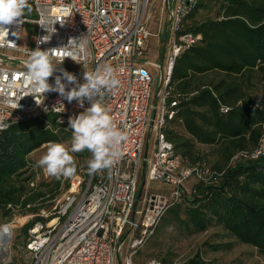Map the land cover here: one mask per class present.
I'll return each instance as SVG.
<instances>
[{"label":"built area","instance_id":"2783aa9c","mask_svg":"<svg viewBox=\"0 0 264 264\" xmlns=\"http://www.w3.org/2000/svg\"><path fill=\"white\" fill-rule=\"evenodd\" d=\"M156 1L29 0L31 7L25 13L31 16L25 15L20 24L7 26L9 33L0 43V118L4 125L0 132L11 124L44 115H52L59 127L67 128L70 117L91 106L85 100L81 108L78 101L69 102L56 92L45 93L44 98L29 95L30 85L24 78L27 54L37 47L38 39L51 36L39 47L56 49L53 62L59 64L65 52L76 61L65 57L49 78L50 84H54L56 75H61L60 68L74 74L79 83H84L85 71L94 72L104 65L114 69L120 85L103 97V104L126 136L121 146L123 154L110 169L95 173L87 169L71 175L68 188L53 200L49 210L41 208L30 215V219H39L28 227L23 242L17 245L26 264H136L134 256L156 233L166 211L190 194L187 182H215L208 166H186L164 135L176 106V101L168 99L173 65L182 52L202 38L199 33L183 30L199 0H160L157 28H161L167 10L165 34L169 25L173 32L167 50L165 41L161 64L145 59L149 38L159 36V32L149 29ZM27 23L34 25L31 42L23 35ZM70 40L73 42L69 44ZM149 67L160 69L162 77L155 106L151 101L153 79ZM58 100L64 106L57 105ZM263 153L264 133L255 150L239 152L233 159H257ZM140 172L142 192L136 201ZM37 178L36 174L29 185L34 186ZM153 182L169 188L152 191ZM141 264L160 262L151 259Z\"/></svg>","mask_w":264,"mask_h":264},{"label":"trees","instance_id":"16d2710c","mask_svg":"<svg viewBox=\"0 0 264 264\" xmlns=\"http://www.w3.org/2000/svg\"><path fill=\"white\" fill-rule=\"evenodd\" d=\"M212 8L216 15L199 21L197 13ZM183 30L202 38L173 65L168 99L176 106L164 135L186 166H208L215 182L196 181L190 194L166 211L157 234L172 227L175 231L167 238L178 240L218 228L234 238V244L264 256V153L257 159H233L239 152L255 150L264 133V0H199ZM66 139L71 141L72 129L59 127L52 115L14 123L0 132V215L5 221L49 210L68 188L62 175L29 185L38 173L29 155L43 144ZM72 155L74 174L83 172L90 152ZM37 219L21 228L24 235ZM205 245L213 251L223 247ZM140 250L136 264L151 259L160 264H214L198 251L177 261L170 247L137 262Z\"/></svg>","mask_w":264,"mask_h":264},{"label":"clouds","instance_id":"9594fccd","mask_svg":"<svg viewBox=\"0 0 264 264\" xmlns=\"http://www.w3.org/2000/svg\"><path fill=\"white\" fill-rule=\"evenodd\" d=\"M30 7L29 0H0V43H3L5 34L9 33L7 26L20 24L25 10ZM50 39L51 36L38 39L37 47L27 54L24 78L30 85L29 95L44 98L45 93L56 92L69 102L78 101L81 108H84L85 100L90 101L91 106L69 118V128L72 129L70 147L60 142H49L46 153L37 161V165L49 175L70 177L76 171L72 153L87 150L92 154L88 161L90 173L110 169L123 154L121 146L126 136L114 123L109 109L103 104V97L117 89L120 81L114 69L104 65L94 72L85 71L84 83H79L74 74L60 68L61 75H56L54 84H50L49 78L63 64L65 57L76 61L71 53L65 52L59 64L54 63L53 52L56 49L42 50L39 47ZM72 42L70 40L69 44ZM69 85L73 86L69 89ZM58 104L63 105L59 100ZM3 126L0 118V127Z\"/></svg>","mask_w":264,"mask_h":264},{"label":"rangeland","instance_id":"374dc122","mask_svg":"<svg viewBox=\"0 0 264 264\" xmlns=\"http://www.w3.org/2000/svg\"><path fill=\"white\" fill-rule=\"evenodd\" d=\"M151 13H152V19L149 25V29L153 33L159 32V36L158 37L151 36L149 38L148 49L145 59L153 60L160 63L161 47L164 41H166V50H167L171 42L173 32L171 26L169 25L167 27V31L165 34L166 24L168 22L167 10H165V14L163 16L161 28L160 29L157 28L156 19L159 17L160 14V0H157L154 3V5L151 8ZM25 15H27V17L31 16L28 12L24 13L23 16ZM215 15L216 12L213 8L207 11L202 9L197 13L196 17L200 21L204 19V17L206 16L214 17ZM33 28L34 25L32 23H27L24 29L23 35L28 42H31L32 38H30V36L32 34ZM149 72L153 79V88L151 93V101H152L155 91L159 84L160 69L149 67ZM146 139L147 137H145L144 140L142 154L145 153ZM60 143H64L66 146L69 147L71 141L70 139H66L64 141H61ZM47 145L48 143L43 144L40 148L33 151L29 155V159L31 160V162H33L36 165L38 170L37 182L41 180H51L54 177L52 175L47 174L46 171H44L42 168H40L37 165V161L46 153ZM147 146H148L147 153L151 154L152 137L149 139ZM89 160L90 159L88 158V161ZM88 161H87V165L83 166L84 168H82L83 172L88 169ZM69 178L70 177L62 176V181H68ZM141 181L142 178L140 172L138 177V186H140ZM194 183L195 181L193 179H190L187 182L186 187L190 190ZM167 188L169 187L159 182L158 183L153 182L151 184L152 191L160 190V189L165 190ZM20 218L24 219L23 222L20 221ZM29 220H31L30 214H16L12 216V218L9 221H5V219L0 215V227L4 225V223L6 224L12 223L14 225L9 239L8 252L0 256V264H26L24 258H22L21 254L17 250V245L21 244L24 240L25 235L22 232L21 228ZM157 230L156 233L152 236V238H150L148 242L141 248L136 258L137 262H143L151 257H155L156 255L163 253L166 247H170L171 250L174 253H176L177 256L175 257V260L177 261H181L198 251L199 253L202 254L204 258L212 260L214 264H264V256L257 254L255 250H253L251 247L234 244V238H228L224 236L220 231V229L218 228L211 227L207 231L196 233L189 236L188 238H181L178 240H172L170 238H167L169 234L175 231V229L172 227H167L165 233L160 235L157 234ZM206 242L221 243L223 247H221L219 250L213 251L212 249H210L205 245ZM227 244H229L230 246L225 247ZM122 258L123 256L120 255L119 260L122 261Z\"/></svg>","mask_w":264,"mask_h":264},{"label":"bare ground","instance_id":"6f19581e","mask_svg":"<svg viewBox=\"0 0 264 264\" xmlns=\"http://www.w3.org/2000/svg\"><path fill=\"white\" fill-rule=\"evenodd\" d=\"M24 219L20 218V221L23 222ZM14 225L12 223H4L0 227V256L6 254L9 249V239L12 233V228Z\"/></svg>","mask_w":264,"mask_h":264},{"label":"water","instance_id":"95a60500","mask_svg":"<svg viewBox=\"0 0 264 264\" xmlns=\"http://www.w3.org/2000/svg\"><path fill=\"white\" fill-rule=\"evenodd\" d=\"M164 50H165V41L161 47V51H160V64L162 63L163 61V56H164ZM161 86H162V77H160V80H159V84H158V87L155 91V94H154V97H153V100H152V105L155 106L156 104V101H157V97L159 95V92L161 90ZM144 168H145V164L143 163L142 165V173L144 174ZM143 180H144V175H143ZM141 192H142V185L140 186L139 190L137 191V194H136V201L139 199L140 195H141ZM118 264H120V262H118Z\"/></svg>","mask_w":264,"mask_h":264}]
</instances>
